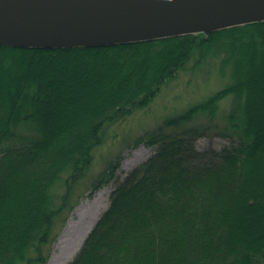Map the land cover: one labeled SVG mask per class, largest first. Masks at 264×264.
<instances>
[{"label":"trees","instance_id":"trees-1","mask_svg":"<svg viewBox=\"0 0 264 264\" xmlns=\"http://www.w3.org/2000/svg\"><path fill=\"white\" fill-rule=\"evenodd\" d=\"M204 73L217 85L203 98L124 131ZM207 131L230 146L197 150ZM140 145L154 154L116 188L72 264H264V21L104 46L0 45V264H46L74 208Z\"/></svg>","mask_w":264,"mask_h":264},{"label":"water","instance_id":"water-1","mask_svg":"<svg viewBox=\"0 0 264 264\" xmlns=\"http://www.w3.org/2000/svg\"><path fill=\"white\" fill-rule=\"evenodd\" d=\"M259 21L264 0H0V45L104 46Z\"/></svg>","mask_w":264,"mask_h":264},{"label":"rangeland","instance_id":"rangeland-1","mask_svg":"<svg viewBox=\"0 0 264 264\" xmlns=\"http://www.w3.org/2000/svg\"><path fill=\"white\" fill-rule=\"evenodd\" d=\"M210 76L212 75L204 73L203 75H200L198 77H193V83L187 88H181L186 86V81L174 83L169 89H167L166 93L164 92L163 94H160L147 109L137 113L132 122L127 125L124 131H126V133L140 134L144 130L153 129L164 118L174 116L183 111L188 104H191L194 100L196 101L203 98V96L211 92V89L214 88L213 86L217 85V81L214 79V77L212 80H208ZM206 86H208L207 89H205ZM186 90L187 92L183 94ZM225 109L226 106L222 105L221 110L223 111ZM220 120L221 116L219 115L215 119V121L219 123ZM193 125L198 127H206L207 125H209V122L205 118H200L195 121ZM206 135L207 136L205 137H198L194 141V147L197 150H220L224 147L230 146V142L222 138L217 132L207 131ZM108 151L109 150L106 147H103L98 151V161L95 166V170H100L103 167V160ZM154 152V148H147L143 145H140L137 148L125 149L123 151L119 168L115 172L117 179L101 187L99 190L94 192L90 198L83 199L74 208L63 230L53 243L52 251L46 264H48L51 259L56 242L62 236V234L65 233V230L68 227H71V230L68 231L70 239V250L69 252L64 254L63 260L60 264H72L77 253V246L79 245L80 241H83L82 236L88 230L91 224V218L95 217L93 215L95 205H102L99 208L98 212L101 215L109 205L112 199V194L116 191V188L123 185L125 180L129 176H131V174L139 173L143 164L154 154ZM81 206L83 207V212H85V214L81 216L74 214L76 209Z\"/></svg>","mask_w":264,"mask_h":264},{"label":"bare ground","instance_id":"bare-ground-1","mask_svg":"<svg viewBox=\"0 0 264 264\" xmlns=\"http://www.w3.org/2000/svg\"><path fill=\"white\" fill-rule=\"evenodd\" d=\"M102 205L99 204V205H95L94 207V213L93 215L95 217L91 218V224L88 228V230L86 231V233H84V235L82 236V240H84V238H86V236L88 235V231L93 227L94 223L96 222L98 216L100 215L99 212V208L101 207ZM83 207H78L76 209V211L74 212V214L78 215V216H81L83 214H85V212H83ZM71 230V227H68L66 230H65V233L62 234V236L58 239V241L56 242L55 244V247H54V252L51 256V259L49 261L48 264H60L63 260V256L65 253L69 252L70 250V239H69V232ZM82 241H80L79 245L77 246V249L76 251H78L80 245H81ZM75 251V252H76Z\"/></svg>","mask_w":264,"mask_h":264}]
</instances>
